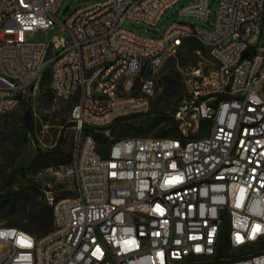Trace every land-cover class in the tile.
Masks as SVG:
<instances>
[{
	"label": "built area",
	"instance_id": "obj_1",
	"mask_svg": "<svg viewBox=\"0 0 264 264\" xmlns=\"http://www.w3.org/2000/svg\"><path fill=\"white\" fill-rule=\"evenodd\" d=\"M179 1L69 3L61 20L66 0H0V114L37 94L47 63L55 96L74 102L70 161L35 171L53 227L0 225V264H264V0H218L209 27H124L156 26ZM177 12L210 18L208 0ZM56 23L69 41L31 39ZM189 39L212 66L186 78L175 132L115 138L119 118L149 110L153 74Z\"/></svg>",
	"mask_w": 264,
	"mask_h": 264
},
{
	"label": "rangeland",
	"instance_id": "obj_2",
	"mask_svg": "<svg viewBox=\"0 0 264 264\" xmlns=\"http://www.w3.org/2000/svg\"><path fill=\"white\" fill-rule=\"evenodd\" d=\"M95 0H66L71 10L84 7ZM193 0H180L168 8L156 26L144 22L127 20L124 27L150 36H160L173 22H192L200 26H212L216 15L218 0H208L210 18L208 22L196 16L181 15L177 11ZM66 13L59 12L64 20ZM62 36L67 41L70 34L56 23L49 30H37L31 35L33 40H52ZM61 48L57 49V51ZM212 62L208 47L197 39H189L175 54L153 74L156 92L150 98L147 115H132L113 127L115 138L124 136L164 137L174 132L172 112L186 92L185 80L198 67L210 68ZM43 78L40 89L33 97H20L9 111L0 114V186L13 170L28 167L39 151H47L56 146L61 135L64 136L63 148L70 153L74 136L71 111L74 102L57 98L51 88L50 63L41 70ZM132 93L139 94V90ZM33 115L31 118L30 106ZM32 119V127L31 121ZM210 122H203L206 127ZM97 139L101 153L105 154L109 145L106 139ZM35 169L26 173L18 172L11 185L0 193V225H13L27 228L33 225L34 203L38 201L35 187H38ZM18 192L20 195H9ZM8 196V197H7Z\"/></svg>",
	"mask_w": 264,
	"mask_h": 264
},
{
	"label": "trees",
	"instance_id": "obj_3",
	"mask_svg": "<svg viewBox=\"0 0 264 264\" xmlns=\"http://www.w3.org/2000/svg\"><path fill=\"white\" fill-rule=\"evenodd\" d=\"M153 112H154V110H148L147 112L136 114V115H147V114H150ZM30 114H31V118H32V115H33L32 105L30 106ZM130 117H132V115L119 118L115 122L113 127L115 128V126L117 124L121 123L122 121L129 119ZM171 119L174 122L173 114L171 116ZM30 121H31V127H32V125H33L32 119H30ZM175 128H176V126H175V122H174V132H175ZM95 135L98 139L103 138L101 134H95ZM103 139H105V138H103ZM63 141H64V136L61 135L56 146H54L52 149L47 150V151H39L35 155L31 164L28 167L18 169V170H13V172L10 174L9 178L7 180H5L3 182V184L0 186V193L2 191H4V189L6 187H8L9 185H11L13 183V181L16 177V174L18 172L26 173L29 170H32V169L37 170L38 168H40L42 166L52 164V163H57V164L68 163L70 161V153H66L64 151ZM33 187H35V191H36L37 198H38V201L34 203V206H33L34 208L32 209L33 223L34 224L31 226H28L27 228H23V229H26V230L32 232L33 234H35L37 236H41V235L49 232L53 227V207L51 205H49L44 200L43 194L40 191V189L36 186H33ZM8 195L10 198V195H20V194H18V192H15L14 194H8ZM17 227H19V226H17ZM20 228H22V227H20Z\"/></svg>",
	"mask_w": 264,
	"mask_h": 264
},
{
	"label": "water",
	"instance_id": "obj_4",
	"mask_svg": "<svg viewBox=\"0 0 264 264\" xmlns=\"http://www.w3.org/2000/svg\"><path fill=\"white\" fill-rule=\"evenodd\" d=\"M69 7H70V4H67L65 6L64 10L62 11V13H66L68 11Z\"/></svg>",
	"mask_w": 264,
	"mask_h": 264
}]
</instances>
